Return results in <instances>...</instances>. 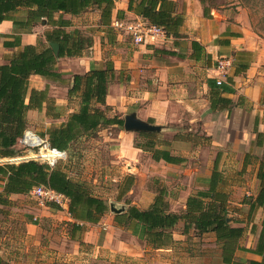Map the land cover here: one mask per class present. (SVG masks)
I'll return each instance as SVG.
<instances>
[{"label": "crops", "instance_id": "crops-1", "mask_svg": "<svg viewBox=\"0 0 264 264\" xmlns=\"http://www.w3.org/2000/svg\"><path fill=\"white\" fill-rule=\"evenodd\" d=\"M173 1L177 12L184 17L178 34L147 37L142 43L134 42L131 35L128 40L129 37L125 35L128 33L126 28L129 24L142 22L150 25L145 18L127 10L128 0H113L109 26L100 23V10L95 6H90L77 15L62 13V17L70 20V25L64 27L67 32H70L67 28L74 27V19L86 20L87 17H93V25L97 27L100 35L92 36L93 43L88 47L89 55L82 53L77 56L57 57L52 65V70L57 74L55 77L34 73L29 75L24 104L28 103L32 89L42 91L43 97L40 109L26 110L27 126L37 115L45 118L47 124L53 122L56 125L64 121L68 114L79 108V105L69 102L72 95H68V89L73 85V75L87 72L92 61L98 67L111 63L113 72L107 82L105 103L98 106H107L108 116L118 115L124 118L125 114L133 112L139 119L159 125L160 130L155 132L157 137L163 134L164 138L161 140L169 143L159 146L184 158L180 163L155 161L150 152L133 145L139 132H127L111 125L117 127L112 153H115L117 161L127 164L126 174L134 175L138 172L137 162L142 153L147 154L149 164L154 168L153 172L161 176L165 175L164 168L191 166L188 164L194 157L192 155L208 139L214 155L210 170L205 175L210 174L215 164L219 171L224 164L223 167L237 168L241 173L242 180L228 184L227 221L231 225L244 228L240 245L253 248L264 215L263 207L255 202L263 185L258 178V172L260 167L262 170L264 168V50L259 48L250 33L243 13L234 12L218 3L209 4L206 0L204 3L200 0ZM203 6L208 8L206 16L203 14ZM21 10L23 18L19 20H23V28L16 29L17 26L10 19L0 23V45L3 48L2 53H9L8 56L17 47H4V40H13L18 36L21 45H33L37 50H42L48 44L45 33L53 29L47 23L32 21L28 16V7L17 9L18 12ZM117 10L123 11L120 17L116 15ZM60 14L56 12L55 18ZM15 15L16 11L10 14V18L17 19ZM192 41L195 42L194 46ZM107 46L111 47L109 53L104 52ZM225 58L230 60V66L221 73L217 63ZM3 62L5 59L0 58V63ZM217 79H221L226 86L221 96L231 103L214 97V108H211L209 85L211 82L216 84ZM49 107L60 113L59 118L51 117ZM26 129L28 128L24 130ZM221 173L225 181V176L222 171ZM0 183L2 185L3 181ZM165 183L166 199L170 208L178 211L172 207L171 190L167 187L171 182L166 180ZM190 194L192 193L188 191L179 198V210L184 208L185 200ZM17 195L20 194H11L10 198ZM154 195L155 193L150 196L147 205L136 206L146 208ZM67 200L64 199L59 206L65 212V219L71 220L66 210ZM126 208L124 206V211ZM110 219H106L105 213L97 222H85L84 238L91 241L92 233L96 229L106 230L112 227L113 216ZM180 225L182 226V222L174 228ZM179 234L175 238L173 229L172 236L175 241L184 236L182 232ZM235 256L240 260L260 259L258 255L243 249H237ZM217 259L220 264H224L220 258Z\"/></svg>", "mask_w": 264, "mask_h": 264}, {"label": "trees", "instance_id": "trees-1", "mask_svg": "<svg viewBox=\"0 0 264 264\" xmlns=\"http://www.w3.org/2000/svg\"><path fill=\"white\" fill-rule=\"evenodd\" d=\"M200 1L204 3L205 0ZM113 4V0H0V23L10 19L15 26L23 28V20L11 19L10 14L24 6L30 9L28 16L32 21L47 23L53 27L45 33L48 44L42 50H37L33 45H21L18 36L2 42L4 47H17V50L6 57L5 62L0 63V158H10L18 154L14 146L27 127L25 112L30 108H41L43 92L35 89L30 91L28 103L24 104L29 75L34 73L49 78L55 77L57 74L52 70V65L57 57L82 55L83 51L92 45V38L81 35L78 29L70 32L64 29L70 25V20L62 17V13L77 15L88 7L95 6L100 10V23L109 26ZM127 10L145 18L150 25L161 27L165 35L172 36L178 34L184 18L182 13L177 12L173 0H128ZM56 12L61 13L57 18L54 15ZM122 13V10H117V17ZM203 14H208L206 6H203ZM51 42L58 45L57 56L49 44ZM194 43L191 42L193 46ZM112 72L111 63L98 67L92 61L87 72L74 74L68 95L79 94L78 110L68 114L59 124L46 128L40 133L41 137L52 147L71 150L80 138L93 136L102 128L116 125L123 129V118L118 115L108 116V107L98 106L105 103L107 82ZM209 88L211 108H214V97L231 103L221 96V92L226 89L222 82H211ZM49 114L53 118L60 116L53 107H49ZM138 137L140 140H134L133 145L150 152L153 160L168 163L184 161L183 157L175 156L169 149L159 146L169 143L160 140L157 133L139 132ZM62 162L52 168L35 159L0 164V180L3 181L0 206L11 204V194L30 193L37 185L49 187L68 199L66 210L71 220H65L64 223L68 227V237L77 240V233L84 231V223L97 222L107 212L108 205L101 197L94 195L84 182L72 179ZM132 177L126 176L121 195L131 189ZM258 178L263 185L255 202L264 209V168L262 170L260 167ZM223 181L222 173L215 164L210 174L203 178L204 187L187 196L183 209L171 210L166 199L167 191L164 186H160L146 208H139L126 200V210L113 215V221L116 225L131 229L132 234L152 249L172 246L175 242L172 230L182 222L181 232L185 235L191 230L199 237L206 233L214 234L222 263L264 264V215L255 246L242 247L240 240L244 228L231 225L227 221L229 192L223 187ZM48 204L50 207L60 208L54 202ZM79 243L83 242L80 240ZM237 249L252 252L260 259L240 260L235 256ZM0 264H6L1 255Z\"/></svg>", "mask_w": 264, "mask_h": 264}, {"label": "rangeland", "instance_id": "rangeland-1", "mask_svg": "<svg viewBox=\"0 0 264 264\" xmlns=\"http://www.w3.org/2000/svg\"><path fill=\"white\" fill-rule=\"evenodd\" d=\"M207 1L243 13L250 33L259 48L264 50V0ZM16 14L18 20L23 18V10L16 11ZM94 22L93 17H87L86 20L74 19V27L67 30L72 31L79 26L81 35L92 38L93 35H100L97 27L93 25ZM125 35L129 37L128 40L131 38L130 34ZM110 49L107 46L104 52L109 53ZM2 50L0 45V58L5 59L9 53H2ZM89 51L86 48L83 54L89 55ZM69 102L79 105V94H73ZM54 124H47L45 118L37 115L28 122L27 128L41 136V132ZM116 131L117 127L108 126L93 136L80 138L71 150H67L68 156L62 162L72 179L84 182L94 195L107 203L106 219L111 220L113 216L110 204H114L116 208L126 207L127 200L135 206L147 205L150 196L160 186H166V180L171 182L167 187L171 190L172 207L178 210L181 204L179 198L188 191L194 193L204 187L203 178L210 170L214 155L208 139L192 155L194 157L188 164L191 166L164 168V176L153 172L154 168L149 164L147 154L142 153L137 162L139 170L132 174L131 190L121 195L123 183L130 174H126L127 164L117 161L115 153H112ZM162 137L163 134L158 138L161 140ZM135 140L140 138L136 136ZM14 148L18 154L10 158H0V164L23 160V155L28 151L20 140H17ZM16 157L21 158L12 159ZM27 159L30 158L24 160ZM223 165L220 169L225 176L223 187L227 190L229 182L236 183L242 180V176L239 169ZM10 199V205L0 206V255L6 264H220L217 259L220 258L219 247L211 233L199 237L191 230L187 235L183 234L182 239H176L170 246L171 250H155L132 234L131 229L116 225L112 219V227L106 230L96 229L92 233L91 241L84 238L82 231L77 233V240H72L68 237V227L64 223L66 215L62 207H50L48 203L41 202L30 193ZM181 230V225L174 228L175 238H178ZM80 240L82 244L79 243Z\"/></svg>", "mask_w": 264, "mask_h": 264}, {"label": "built area", "instance_id": "built-area-1", "mask_svg": "<svg viewBox=\"0 0 264 264\" xmlns=\"http://www.w3.org/2000/svg\"><path fill=\"white\" fill-rule=\"evenodd\" d=\"M126 29L136 43L144 42L147 37L154 38L155 36L165 35L164 30L161 27L145 25L142 22L129 24ZM229 66L230 60L227 58L219 60L217 63V68L221 73H224ZM221 82V79L216 80V84H221ZM19 140L23 147L26 148L25 150L28 151L23 155V160L25 158L35 159L52 168L59 162L64 161L68 156L67 150L52 147L45 138L39 136L30 129L24 130ZM20 158L21 157H16L12 159ZM30 194L36 196L41 202H54L58 205H62L63 200L66 199L62 194L44 185L34 186L30 190Z\"/></svg>", "mask_w": 264, "mask_h": 264}, {"label": "water", "instance_id": "water-1", "mask_svg": "<svg viewBox=\"0 0 264 264\" xmlns=\"http://www.w3.org/2000/svg\"><path fill=\"white\" fill-rule=\"evenodd\" d=\"M50 45L54 53L57 54L58 45L53 42H51ZM123 120V129L127 132H156L159 131L161 128L157 124H152L139 119L133 112L125 114ZM109 207L110 210L115 214L124 212V206L116 208L114 204H110Z\"/></svg>", "mask_w": 264, "mask_h": 264}, {"label": "bare ground", "instance_id": "bare-ground-1", "mask_svg": "<svg viewBox=\"0 0 264 264\" xmlns=\"http://www.w3.org/2000/svg\"><path fill=\"white\" fill-rule=\"evenodd\" d=\"M18 160V159H17Z\"/></svg>", "mask_w": 264, "mask_h": 264}]
</instances>
